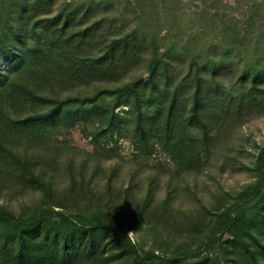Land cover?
Returning a JSON list of instances; mask_svg holds the SVG:
<instances>
[{"label": "trees", "instance_id": "1", "mask_svg": "<svg viewBox=\"0 0 264 264\" xmlns=\"http://www.w3.org/2000/svg\"><path fill=\"white\" fill-rule=\"evenodd\" d=\"M56 3L0 2V191L13 181L40 187L51 209L65 212L57 225L42 215L27 221L0 215V264H98L102 258L176 264L171 259L179 255H143L117 219L118 207L107 203L92 215L70 210L68 200L76 206L83 200L78 179L66 191L57 190L37 153L47 155L54 132L85 124L94 127L88 135L94 140L130 135L138 152L150 155L158 146L179 168L195 171L223 130L264 111V53L240 67L238 89L223 87L222 77L232 68L226 50L200 61L198 54L185 56L170 47L153 51L148 77L88 93L90 85L128 77L151 48L148 36L138 27L90 20L97 10L93 4L51 16ZM239 24L233 27L237 40L246 31ZM257 33L259 42L264 32L259 28ZM55 85L61 86L59 92ZM259 159L264 165V152ZM83 192L87 196L90 189ZM248 199L246 205L252 204ZM259 202L261 210L252 215L242 211L228 217L223 229L232 239L221 245L226 264H264V202Z\"/></svg>", "mask_w": 264, "mask_h": 264}, {"label": "rangeland", "instance_id": "2", "mask_svg": "<svg viewBox=\"0 0 264 264\" xmlns=\"http://www.w3.org/2000/svg\"><path fill=\"white\" fill-rule=\"evenodd\" d=\"M3 1L8 5L13 0ZM91 4L97 10L90 20L145 30L151 50L128 77L90 85L88 93L148 77L153 51L163 53L170 47L183 50L185 56L198 54L200 61L204 55L218 56L226 50L232 68L222 77L223 87L238 89L234 84L240 67L264 53V34L256 41L257 30L264 32V0H57L50 15H59L67 7L79 11ZM236 24L246 30L238 32L239 40L233 31ZM55 86L59 92L61 86ZM67 93L74 91H63ZM93 131L91 125L78 124L69 131L54 132L47 155L37 153L44 157L40 165L57 190L66 191L78 179L76 189L83 200L79 206L68 200L69 209L92 215L108 204L118 207L117 219L124 222V231L143 255H179L171 259L176 264L205 260L226 264L221 245L232 239L229 230L223 229L228 217L234 219L242 211L252 215L261 210L259 201L264 202V165L259 162L264 152V111L223 130L195 171L179 168L158 146L150 155L138 152L130 135L97 141L88 136ZM83 189H90L88 197ZM0 192V215L26 221L42 215L45 222L55 225L64 219L63 208L51 209L40 187L13 181ZM248 198L250 205H246ZM98 264L124 262L102 258Z\"/></svg>", "mask_w": 264, "mask_h": 264}]
</instances>
